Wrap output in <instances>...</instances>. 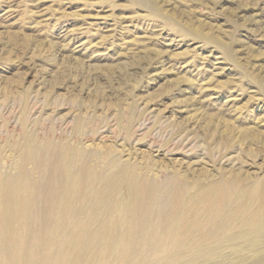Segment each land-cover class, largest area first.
I'll use <instances>...</instances> for the list:
<instances>
[{
	"label": "rangeland",
	"instance_id": "1",
	"mask_svg": "<svg viewBox=\"0 0 264 264\" xmlns=\"http://www.w3.org/2000/svg\"><path fill=\"white\" fill-rule=\"evenodd\" d=\"M240 174L264 181V0H0V264H256L235 205L179 184Z\"/></svg>",
	"mask_w": 264,
	"mask_h": 264
},
{
	"label": "bare ground",
	"instance_id": "2",
	"mask_svg": "<svg viewBox=\"0 0 264 264\" xmlns=\"http://www.w3.org/2000/svg\"><path fill=\"white\" fill-rule=\"evenodd\" d=\"M226 132H230L227 130ZM202 174V173H201ZM210 174V173H209ZM204 175H200L197 180L190 183H179L185 187L183 197L188 199L187 202L192 206H202L207 212L222 213L223 209L230 203L235 205L231 214L227 215L228 219L219 223L221 227H229L231 230H239V232L231 234L230 244L235 242H245L253 246L256 250L260 246L259 243L251 241L250 236H264V181L257 187L252 186L251 193L245 196L243 190L246 188L247 177L240 175L223 177L217 179H209ZM213 176V175H212ZM236 185L241 190L234 195L232 191L238 190L230 188L229 185ZM129 184H126L124 192L128 191ZM134 188L130 184V189ZM231 198V199H230ZM124 206V222L128 218L131 208L126 195L117 203V212ZM240 209V210H239ZM209 224V223H207ZM264 260V256L256 260V264Z\"/></svg>",
	"mask_w": 264,
	"mask_h": 264
}]
</instances>
